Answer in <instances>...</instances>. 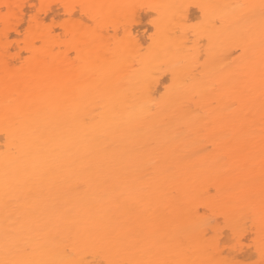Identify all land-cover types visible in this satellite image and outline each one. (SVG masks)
<instances>
[{
  "label": "bare ground",
  "instance_id": "obj_1",
  "mask_svg": "<svg viewBox=\"0 0 264 264\" xmlns=\"http://www.w3.org/2000/svg\"><path fill=\"white\" fill-rule=\"evenodd\" d=\"M262 5L0 0V262L264 264Z\"/></svg>",
  "mask_w": 264,
  "mask_h": 264
},
{
  "label": "rangeland",
  "instance_id": "obj_2",
  "mask_svg": "<svg viewBox=\"0 0 264 264\" xmlns=\"http://www.w3.org/2000/svg\"><path fill=\"white\" fill-rule=\"evenodd\" d=\"M66 18H67L66 15H63L61 12V15L58 18H56V20L58 22H62L63 20H66ZM143 18H147V16H144ZM194 19L192 20L193 24H195L196 19H199L198 22L200 23V19H201L200 14L197 13ZM46 23L47 24L51 23V20L49 19L46 20ZM85 23H87V21H85ZM147 23H148V26L145 25L144 28H141L140 34H139L143 39L146 36L145 38L146 40L149 39L148 34L153 32L152 28H150L149 21ZM201 58L203 57H200V61H201ZM253 237L254 236H253L252 231H249V233H246L243 238L242 244L240 246L241 248L237 251L238 254H240L238 259L241 260L242 264H254L256 261V251H255L254 244H253Z\"/></svg>",
  "mask_w": 264,
  "mask_h": 264
},
{
  "label": "snow or ice",
  "instance_id": "obj_3",
  "mask_svg": "<svg viewBox=\"0 0 264 264\" xmlns=\"http://www.w3.org/2000/svg\"><path fill=\"white\" fill-rule=\"evenodd\" d=\"M262 11H264V5H262ZM0 264H26L22 261H7L0 262ZM109 264H153L151 261H121V262H109Z\"/></svg>",
  "mask_w": 264,
  "mask_h": 264
}]
</instances>
